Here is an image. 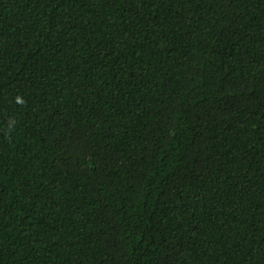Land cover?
<instances>
[{
  "label": "trees",
  "instance_id": "1",
  "mask_svg": "<svg viewBox=\"0 0 264 264\" xmlns=\"http://www.w3.org/2000/svg\"><path fill=\"white\" fill-rule=\"evenodd\" d=\"M0 264H264V0H0Z\"/></svg>",
  "mask_w": 264,
  "mask_h": 264
}]
</instances>
